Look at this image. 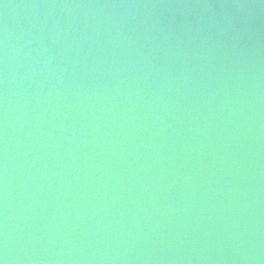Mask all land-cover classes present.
<instances>
[{"label":"bare ground","instance_id":"1","mask_svg":"<svg viewBox=\"0 0 264 264\" xmlns=\"http://www.w3.org/2000/svg\"><path fill=\"white\" fill-rule=\"evenodd\" d=\"M0 264H264V0H0Z\"/></svg>","mask_w":264,"mask_h":264},{"label":"water","instance_id":"2","mask_svg":"<svg viewBox=\"0 0 264 264\" xmlns=\"http://www.w3.org/2000/svg\"><path fill=\"white\" fill-rule=\"evenodd\" d=\"M262 247V246H261Z\"/></svg>","mask_w":264,"mask_h":264}]
</instances>
